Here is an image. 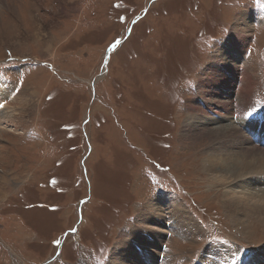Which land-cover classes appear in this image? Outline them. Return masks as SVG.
Returning <instances> with one entry per match:
<instances>
[{"label":"rangeland","instance_id":"rangeland-1","mask_svg":"<svg viewBox=\"0 0 264 264\" xmlns=\"http://www.w3.org/2000/svg\"><path fill=\"white\" fill-rule=\"evenodd\" d=\"M241 40L229 96L260 109L264 0H0V264H115L146 231L153 264H264V175L211 184L183 128Z\"/></svg>","mask_w":264,"mask_h":264},{"label":"bare ground","instance_id":"bare-ground-1","mask_svg":"<svg viewBox=\"0 0 264 264\" xmlns=\"http://www.w3.org/2000/svg\"><path fill=\"white\" fill-rule=\"evenodd\" d=\"M242 42L244 40H241L239 43L237 42L230 49H227L231 51H227L228 55L226 54V56H222L220 53L215 55L214 61L211 62L207 69L210 70V75L207 74V80L202 81L198 87L200 94L209 96V98L202 100V104L198 103L195 105L196 107H190V113H188L183 125L185 135L188 139L194 142L203 138L207 139L208 147L206 152H204L205 156L202 160H198V164L203 169L202 173L208 176L209 182L216 186L228 185L229 187V185H232L242 188L246 180L244 178L249 177L255 183L256 180L261 181L258 176L264 175V107L260 109L253 108L250 105L251 102H249L248 95L244 93L237 94L235 101L229 96L232 95L230 93V85L233 83V72L235 71V65L231 62L235 58V54L238 55L241 53L242 50L240 48ZM217 58H219L218 62H216ZM227 83L228 85L226 86ZM242 84L241 81V86ZM222 93L224 94L222 95ZM9 95V90L0 83V105L4 98ZM223 96H225L227 101H222L223 99L221 97ZM228 116L232 119L235 116L237 121L234 122ZM2 118L0 116V130L8 129L6 121H2ZM211 174L213 175L212 177ZM253 178L255 179L253 180ZM231 191L232 193H236L233 192L234 190ZM224 194L226 196H233L227 192L223 193V197ZM153 219L152 215H150L146 223L153 221ZM154 220L156 221V219ZM153 224L159 228V232H161L160 230H166V228L160 227L156 222ZM170 231L182 237L193 236L199 233V230H197L189 217L185 216L182 212L176 213ZM146 233H148L147 236L152 240L146 237L144 238L141 232H138L137 236L126 246H119L118 252L114 257L117 261L115 264H153L154 250L156 249V252L160 251L155 247V242L156 244H159V241L161 242L160 233H149L147 231ZM153 234L158 236L154 237ZM133 244H136V246L137 244L139 246H145L146 249H154H151L152 253L148 250L139 254L136 250L137 247L133 246ZM212 253L218 259L225 257V254H222V252L219 253L216 250ZM159 254L161 253L158 252L157 257ZM255 257L249 261V264L258 262L257 259L260 256L257 254ZM163 258L162 264H168L165 257ZM210 264H214L213 258Z\"/></svg>","mask_w":264,"mask_h":264},{"label":"snow or ice","instance_id":"snow-or-ice-1","mask_svg":"<svg viewBox=\"0 0 264 264\" xmlns=\"http://www.w3.org/2000/svg\"><path fill=\"white\" fill-rule=\"evenodd\" d=\"M0 107H3V105H0ZM56 243H58V241Z\"/></svg>","mask_w":264,"mask_h":264}]
</instances>
